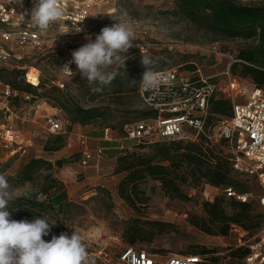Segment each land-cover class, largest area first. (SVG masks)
I'll use <instances>...</instances> for the list:
<instances>
[{
	"label": "rangeland",
	"instance_id": "obj_1",
	"mask_svg": "<svg viewBox=\"0 0 264 264\" xmlns=\"http://www.w3.org/2000/svg\"><path fill=\"white\" fill-rule=\"evenodd\" d=\"M235 1L254 6L264 5V0ZM90 2V10L83 22L72 23L64 15L47 34L42 35L39 32L45 43L24 47L10 45L11 56L5 65L22 71L24 82L29 81L28 83L31 82L30 84L36 86L33 94L46 103L43 110L34 112L22 99L15 102L9 100V110L3 109L0 112V124L11 126L18 132L16 143L8 146L0 144V173L7 176L11 190L14 192L13 200L8 208L11 219L32 221L38 217H45L49 222L55 221L56 225L52 227L49 235L44 237L46 241H50L53 235L59 236L64 232L70 235L76 231L83 237L87 251L95 259V264H120L118 255L128 246L123 240L122 233L132 219L142 224L158 220L169 226L168 229L160 231L156 227L147 230L144 225L146 229L144 236L150 237V240L138 241L133 244L134 248L157 252L164 256L186 255L193 249L206 248L209 252L204 254L205 264H246L244 258L237 255L233 257L230 254L234 249L245 247L246 244L255 240L264 223L253 233L238 227L230 230L226 236L208 235L193 226L189 218L193 215H203L201 202L223 196L220 187L208 185L196 188L183 186L182 189L188 197L177 199L166 196L158 181L148 179L141 184L147 202H137L138 209L131 208L117 193L116 186L119 180L116 179L117 176L113 177L114 173L107 172L101 175V178L105 177V179L102 183L101 180L96 183L93 178L86 179L80 171L79 167H83L80 163V153H75L71 145L80 146L79 138L85 135L79 134L78 124L69 126L65 111L57 103L61 100L83 107L101 106L105 111H109L110 115L106 119H97L90 124L100 128L108 127L114 131L117 138L126 140L125 145H131L129 148H132L137 144V140L123 133L125 123L121 122H131L135 118L132 112L142 109L139 98L137 96L126 98L121 106L112 104L107 98L92 101L80 87L79 74L73 75L63 70V65L72 58L71 53L88 42L85 39L87 35L94 40L103 27L116 23L114 20L123 22L134 31L133 48L138 50L125 60L123 70L128 71L134 66L133 71L141 77L145 70L141 64L144 56H148L158 67L167 65L163 68L181 66L191 61L200 68L202 76L214 77V81L220 84L219 88L226 83L227 77L223 75V71L227 68L228 56L236 58L241 50L255 48L256 39L229 38L209 42L201 31L172 13L173 0H90ZM26 22L33 25L29 20ZM79 27L82 31L74 32ZM184 56L188 57L184 58ZM120 65L117 63L113 68L117 69ZM71 68L73 72H76L75 64H72ZM111 70L113 69L110 68L109 71ZM238 81L247 91L253 84L249 78H238ZM218 96L225 95L219 91ZM3 101L5 98L0 96V106ZM51 114L62 121L63 131L50 130L47 117ZM225 119L226 116L220 115L215 125H221ZM111 125H115L116 128L112 129ZM216 132L217 128L211 130L214 141L219 140ZM58 133L66 136V145L70 143L68 152H65L67 156H64V153L61 155V159L68 162L61 167L53 165L50 171L42 169L32 181L18 184L16 176L21 165L29 159L45 157L51 158L55 163L56 157L50 156L52 152L45 151L43 146L50 136ZM224 150L229 152L231 148L225 146ZM89 163L90 161L86 165ZM243 165L241 158L238 166ZM48 172H51L52 176L63 185L64 181L68 185L71 183L73 187L74 184L84 185L70 192L68 200L60 209L50 207L40 211L32 207V212L35 211L38 215L34 214L27 218L28 215L24 213L27 206H12L21 198L48 204V194L40 193L41 189L50 182L46 177ZM233 176L244 182L248 189L246 193L250 195L253 206L258 212L264 213V208L257 202L259 186L256 178L238 168H235ZM64 199L65 194L60 193L52 197L51 203L57 206Z\"/></svg>",
	"mask_w": 264,
	"mask_h": 264
},
{
	"label": "trees",
	"instance_id": "obj_2",
	"mask_svg": "<svg viewBox=\"0 0 264 264\" xmlns=\"http://www.w3.org/2000/svg\"><path fill=\"white\" fill-rule=\"evenodd\" d=\"M172 13L182 20L189 22L195 29L201 31L206 40L214 42L229 38H241L244 40L256 39L255 48L241 50L237 54V59L230 66L232 75L239 78H249L253 85L264 88V5L254 6L241 4L235 0H173ZM136 48L129 49L125 55L129 57L137 52ZM124 57V54H121ZM188 57V56H184ZM189 61V60H184ZM167 66V65H164ZM158 67L155 63L150 65L152 71L170 68L173 66ZM185 69H195L193 62L181 65ZM134 68V66L132 67ZM132 68L123 70L120 65L116 70L119 75L110 86L101 92L90 90L85 79L78 75L80 87L89 95L92 101L107 98L114 105L121 106L126 98L138 97V83L142 77L135 73ZM132 69V70H130ZM145 71V70H144ZM23 72L17 68H10L0 65V80L19 92H29L33 94L36 86L23 80ZM22 77V78H19ZM34 95V94H33ZM19 96L11 101H19ZM140 101V99H139ZM59 107L66 113V120L69 126L78 124L80 126L89 125L97 119H106L110 115L101 106L83 107L78 104L62 102L58 100ZM0 112H2L0 110ZM135 118L130 121H123L122 124H131L134 121L151 116V112L145 109L134 110ZM232 113V103L228 98L216 97L211 99L207 124L215 125L217 117L220 115L230 117ZM122 127V126H121ZM108 128V127H106ZM115 129V125H111ZM123 133H125L123 127ZM66 145V136L62 133L50 136L45 142L43 149L48 152L57 151ZM229 146L224 138L218 141L209 140L204 135H199L196 139H178L172 141H156L152 143L139 142L132 148L118 155L113 168L114 174H120L116 190L131 208H136V203H146L147 197L141 184L150 179L159 182L164 194L169 198L187 199V194L183 191V186L196 188L203 185L210 187L232 186L240 193L248 191L242 180L233 176L235 171V156L231 151L224 150ZM68 160L52 161L34 157L21 165L16 180L18 184L32 181L42 169L50 171L53 165L61 167ZM49 183L40 191L48 194V204L37 200L18 199L12 207H23L27 218L31 215H38L32 212L31 208L59 209L67 201L63 200L59 205H52V195L64 187L63 183L56 180L51 172L46 174ZM215 197L213 200H203L201 202L203 215L190 216L189 222L208 235L226 236L234 226L253 233L264 223V213L258 212L252 201L240 202L233 197ZM228 206V208H226ZM10 212V210H8ZM39 213V211H38ZM30 214V215H29ZM154 227L160 231L168 229V224L158 220L147 221L145 224L137 220H130L123 230L122 237L128 246H133L138 241H149L150 237L144 236V232ZM209 250L206 248L193 249L190 254H205ZM157 253V252H154ZM247 253L246 247L234 249L231 256L244 258Z\"/></svg>",
	"mask_w": 264,
	"mask_h": 264
},
{
	"label": "built area",
	"instance_id": "obj_3",
	"mask_svg": "<svg viewBox=\"0 0 264 264\" xmlns=\"http://www.w3.org/2000/svg\"><path fill=\"white\" fill-rule=\"evenodd\" d=\"M69 2V3H68ZM65 17L72 23L83 22L90 10V0H62ZM32 0H23V6L0 0V65H5L11 56L10 45L24 47L41 45L39 31L34 25L21 19V14L30 12ZM87 43V42H86ZM227 68L223 71L226 83L222 88L214 81V77H204L200 68L185 69L174 66L154 70L158 83L152 87H144L142 79L138 83V96L141 108L150 111L151 116L134 121L124 126L125 134L137 140V143H152L156 141H172L178 139H196L199 135L212 140L211 130L217 128L218 138L227 140L231 152L235 156L234 167L245 174L254 176L258 182V204L264 208V88L251 85L247 91L241 86L237 76L230 72V66L237 58L228 56ZM26 80L27 74H26ZM29 82V81H28ZM31 83V82H30ZM222 91L232 103L231 116L221 125L207 124L211 99L220 97ZM0 96L5 98L0 110H9V100L20 97L29 104L34 112L43 110L44 100L29 92H19L0 80ZM49 128L53 132L63 131L62 121L54 115L47 117ZM109 128H106V131ZM18 132L11 126L0 124V144L8 146L16 143ZM80 163L86 165L92 153L87 146V138H79ZM242 158L244 165L239 167ZM227 197H233L240 202L250 201L248 193L235 191L232 186L221 188ZM234 228H238L234 226ZM44 239V237H43ZM46 241V239H44ZM247 253L246 264H264V225L257 238L245 245ZM120 264H205L204 254H171L169 256L148 252L127 246L118 255Z\"/></svg>",
	"mask_w": 264,
	"mask_h": 264
},
{
	"label": "clouds",
	"instance_id": "obj_4",
	"mask_svg": "<svg viewBox=\"0 0 264 264\" xmlns=\"http://www.w3.org/2000/svg\"><path fill=\"white\" fill-rule=\"evenodd\" d=\"M9 2L23 6V0ZM32 5L30 12L21 14V19L29 16L28 20L42 35L47 34L65 15L62 0H32ZM114 21L116 23L112 26L103 27L94 40L87 35L85 39L88 42L74 50L71 60L63 65L66 73H78L85 79L93 92H101L111 85L119 75L113 66L119 63L124 67L128 58L125 54L134 47L135 33L132 28ZM80 31L81 27L74 32ZM121 54H124L123 59ZM152 63L148 56L141 59L145 68L141 79L146 88L158 83L157 74L150 67ZM72 64L76 65V72H73ZM110 68L113 70L109 71ZM13 196L7 176L0 173V264H95L83 237L76 231L70 235L67 232L53 235L50 241H45L43 237L49 235L56 225L55 221L49 222L45 217L32 221L11 219L8 208Z\"/></svg>",
	"mask_w": 264,
	"mask_h": 264
},
{
	"label": "crops",
	"instance_id": "obj_5",
	"mask_svg": "<svg viewBox=\"0 0 264 264\" xmlns=\"http://www.w3.org/2000/svg\"><path fill=\"white\" fill-rule=\"evenodd\" d=\"M77 130L79 131V134H83L87 138V146L92 153V158L89 165H83V167L80 166L79 169L83 173V175L86 176V179L93 178L96 183L99 182V180H101L102 183L105 177L101 178V175L107 172L113 173L116 157L125 152V150H127L131 145H125L126 140H120L115 136L113 130L108 129L106 131V128L104 127H95L91 124L85 126L78 125ZM69 146L70 143L63 146L57 151H53L52 155L50 156L56 157L57 160L61 159V155H63V153L64 156H67L65 152H68ZM71 148L75 150V153L80 152V150L82 149L81 146H78L77 144L71 145ZM48 160L52 161L51 158H48ZM114 176H117V180L122 177L120 174H113V177ZM64 183V187L57 193L53 194L52 197L57 194L64 193V200H68V195L70 194V192L76 191L84 185L81 184L78 186V184H74L75 186L73 187L71 183L70 185H68V183L65 181Z\"/></svg>",
	"mask_w": 264,
	"mask_h": 264
}]
</instances>
